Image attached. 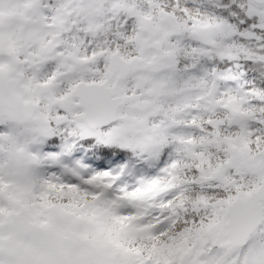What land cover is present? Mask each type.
Wrapping results in <instances>:
<instances>
[{"label": "snow or ice", "instance_id": "obj_1", "mask_svg": "<svg viewBox=\"0 0 264 264\" xmlns=\"http://www.w3.org/2000/svg\"><path fill=\"white\" fill-rule=\"evenodd\" d=\"M0 264H264V0H0Z\"/></svg>", "mask_w": 264, "mask_h": 264}]
</instances>
